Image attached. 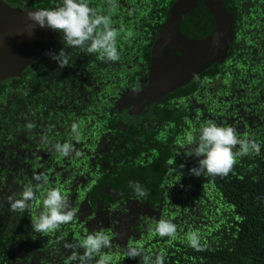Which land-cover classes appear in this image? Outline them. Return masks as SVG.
<instances>
[{"label":"trees","instance_id":"trees-1","mask_svg":"<svg viewBox=\"0 0 264 264\" xmlns=\"http://www.w3.org/2000/svg\"><path fill=\"white\" fill-rule=\"evenodd\" d=\"M1 1L22 10L54 8L60 3V0ZM177 1L179 0H88L89 5L100 14L109 16L112 27L119 31L117 48L120 59L115 62L106 61L98 53L67 48L65 55L68 57V64L59 67L55 61L43 54L36 64L24 72L21 79L0 84V96L13 97L11 109L17 113V117L24 108L22 103L25 96L38 99L44 97V104L48 107L46 114L61 107L66 101L78 104L79 97L93 98L91 106L94 110L88 112L89 117H92L89 133L94 139L93 148H97L98 145H94V142L107 136L108 127L112 123L107 113L101 110L106 103L98 90L102 88L101 83L105 76L110 81L119 79L118 76L126 69L128 61L134 57H139V72L143 75L145 67L149 66V54L154 40L166 24L170 9ZM222 1L232 11L234 22L228 59L224 65L214 66L198 76L190 88V94L197 100L200 90H203L205 120H214L234 127L241 139L257 142L260 152L258 155L250 153L238 157L227 175L196 177L189 175L188 169L196 165L197 158L188 155L184 141L187 134H194L201 124L193 120L182 123L176 118L172 128L173 137L168 140V152L160 147L164 144L163 140L153 144L149 150L152 156L156 155L155 150L160 151V156L165 153L163 161L168 164L169 172L168 195L183 193L190 204L198 199L193 212H187L190 215L185 220L189 225L187 230L180 228L181 219L184 218L180 205H173V211L168 212V220L177 225L175 239L159 237L152 229L132 246H142L144 254L151 256L153 260L157 254L162 253L164 264H264V0ZM174 41L172 43L178 48L172 49L167 46L171 43H166L162 55L167 60L166 66L180 68L189 64L194 57L192 53L182 55L179 49H193L189 44L184 45L175 39ZM62 47L60 35L54 30V39L47 52H58ZM164 63L166 64V61ZM72 79L77 82L81 80L78 85L84 87L76 95L72 92ZM85 82L92 86L89 90L85 88ZM63 97L73 98L74 101L65 100ZM99 106L101 108L96 110L99 114L95 115V108ZM173 109L172 107L174 113ZM212 113L219 116H211ZM198 116L200 117V114ZM12 119L13 122L16 120ZM181 135L184 141L175 139ZM54 136L63 143H70L68 132L59 134L55 129ZM141 137L140 142L144 145L143 139L146 140V136L141 134ZM238 147L239 145L236 146ZM103 157L100 156V159ZM158 157L157 155L154 158ZM157 161L149 166L154 167ZM180 164L184 165L182 170L179 169ZM124 165L121 163L120 168ZM138 167L140 166L136 163L126 166L127 171ZM175 168L181 171L182 175L174 172ZM162 186L163 183L149 188L155 189V194H159ZM35 193L36 199H33V203V200L30 202L26 208L28 210L25 211L35 209L33 204L36 208L42 206L44 190L39 189ZM152 202L155 205L157 199H152ZM38 214L39 212H30V218L26 217L25 222L21 213L16 219L17 224L14 225L17 229L28 231L36 237L39 234L35 242L42 243L40 237L50 238L56 233H33L31 219ZM197 216H200V223L192 221ZM190 230H199L203 250L197 251L187 245L185 236ZM58 231L59 229H56L57 233ZM71 231L66 230L63 235L68 236ZM74 239L71 243L77 256H82L84 249L79 246V242L83 238L79 231ZM0 240L1 248L6 241L2 237ZM61 241L58 236L53 240ZM121 251L109 255L100 254L108 258L107 264H139V257L129 259L124 255L125 249ZM98 258L94 256L87 264H96Z\"/></svg>","mask_w":264,"mask_h":264},{"label":"flooded vegetation","instance_id":"flooded-vegetation-1","mask_svg":"<svg viewBox=\"0 0 264 264\" xmlns=\"http://www.w3.org/2000/svg\"><path fill=\"white\" fill-rule=\"evenodd\" d=\"M175 3L170 9L167 21ZM158 35L150 50L149 66L145 67L143 75L139 72L140 60L137 59L139 57H134L128 61L126 69H123L118 76L119 79L110 81L105 76L101 83L102 88L98 90L106 103L102 108L101 106L95 108L94 114L98 115L96 110L101 108L111 118L112 123L108 127L107 136L94 142V145H98L97 148H93L94 139L89 133L92 117H89L88 112L91 109L94 110L91 106L93 98L79 97L78 104L66 101L61 107L56 108L58 112L54 109L50 114H46L48 107L44 104V97L38 99L25 96L22 103L24 108L17 117V113L11 109L13 97L0 96V205H2L0 206V236L6 241L0 248L2 251L0 264H64L72 252L76 253L71 242L75 240L77 231L84 238L93 229L105 231L110 238V245L101 249V254L122 252L121 249L132 247L150 233L159 220H168V212L173 211V205H180L181 214H184L180 228L189 229L185 221L190 217L187 212H193L194 204L198 199L190 204L183 193L168 195L169 172L168 164L163 161L165 153L160 156V151L155 150V156L159 157L154 158L155 156H152L149 150L155 142L163 140L164 144L160 147L168 152V140L173 137L172 128L176 118H179L182 123L193 120L200 125L204 122L203 90H200L199 99L196 100L194 95L191 96L190 88L198 76L214 66L224 65L229 51L223 64L213 65L192 78L186 85L165 95L160 102L136 113L133 111L134 104L124 107L119 102L125 94L142 91L147 86L152 48ZM175 40L183 42L184 45L188 44L184 40ZM172 42L175 41L166 43H171L167 46L174 49L176 46ZM166 43L161 48L165 69L174 71L187 66L180 68L166 66L167 60L162 55ZM179 50L182 55L192 53L195 58L194 50ZM21 78L8 79L4 82ZM79 82L76 79L70 80L74 88L72 92L75 95L84 88L78 85ZM84 84L88 90L92 87L88 82ZM63 99L72 100L73 98L63 97ZM34 101L37 103L34 104ZM211 116L219 115L212 113ZM12 118L16 120L13 122ZM73 122L79 125V139H75L71 133L70 125ZM29 124L32 125L31 128L28 127ZM55 129L59 134L66 132L70 134L69 140L74 146V151L69 157H62L54 151L53 146L57 142L63 143L54 136ZM141 134L146 136V140L143 139L144 145L140 142ZM179 138L184 141L183 135L175 139L179 140ZM100 156L104 157L100 159ZM155 160L158 161L151 168L149 165ZM121 163L125 164L123 168H120ZM132 163L140 167L130 168L131 170L127 171L126 166ZM41 173L49 178L48 187L59 188L67 195L75 215L71 221L60 225L57 228L58 233L55 230L56 234H52L50 238L39 236L42 243L41 241L37 243L35 241L39 234L36 237L28 231L17 229L14 224H17L16 219L21 213L26 222L25 218H30V212H40L42 206L36 208L33 204L35 209L32 211H25L28 210L25 209L23 212H12L7 205V198L12 195L18 198L24 185L28 183L35 185L37 182L33 180V176ZM129 181L139 182L146 190V196L137 199L133 189L128 186ZM183 181L188 180L183 179ZM162 183L159 194H155V189L149 188ZM36 195L37 193L34 199ZM154 198L157 199L155 205L152 202ZM192 221L200 223V216ZM191 228H193L192 223ZM66 230H72L68 236L63 235ZM57 236L62 240L61 242H53Z\"/></svg>","mask_w":264,"mask_h":264},{"label":"clouds","instance_id":"clouds-1","mask_svg":"<svg viewBox=\"0 0 264 264\" xmlns=\"http://www.w3.org/2000/svg\"><path fill=\"white\" fill-rule=\"evenodd\" d=\"M26 17L30 22L26 25L29 36L37 27L55 30L60 35L63 47L58 52L45 53L59 67L68 64V57L65 55L67 48L98 53L106 61L115 62L120 59L117 48L119 31L112 27L111 18L91 7L88 0H60L58 6L29 11ZM28 127L31 128L32 125L29 124ZM70 130L73 137L79 139L78 123L73 122ZM184 142L188 155L197 158L196 165L188 169V174L196 177L227 175L238 157L247 156L250 153L258 155L260 152V145L257 142L241 139L234 127L214 120H205L194 134H187ZM237 145H239L238 148H236ZM53 147L54 151L62 157H69L74 151V146L68 142H57ZM183 168L184 165L180 164L179 169ZM174 172L182 175V172L177 171L176 168ZM33 180L37 183L25 184L18 198L14 195L9 196L7 205L12 212H23L34 199L35 192L44 189L42 209L31 219V229L33 233L54 232L60 225L71 221L75 212L63 191L56 187H48L49 178L46 175L35 174ZM128 186L133 189L137 199L147 194L139 182L129 181ZM153 231L159 237L175 239L177 225L171 220L161 219L155 224ZM185 239L192 249L203 250L199 230H190L186 233ZM109 245V235L103 230L93 229L79 242V246L84 249L83 255L77 256L75 252H72L65 264L73 261L77 264H87L94 256L99 257L96 264H107L108 258L100 253L101 249ZM124 255L129 259L139 257V264H164L162 253L157 254L153 260L151 256L144 254V249L139 245L127 247Z\"/></svg>","mask_w":264,"mask_h":264},{"label":"water","instance_id":"water-1","mask_svg":"<svg viewBox=\"0 0 264 264\" xmlns=\"http://www.w3.org/2000/svg\"><path fill=\"white\" fill-rule=\"evenodd\" d=\"M29 11L34 10L12 8L0 0V83L21 78L23 72L47 51L53 40L54 30L49 28L37 27L31 36L28 35L26 25L30 22L26 13ZM233 32V15L224 1H177L152 48L147 86L142 91L125 94L120 105L134 104L133 111L140 113L213 65L223 64ZM174 39L186 41L196 55L181 70L170 71L163 66L161 48Z\"/></svg>","mask_w":264,"mask_h":264}]
</instances>
